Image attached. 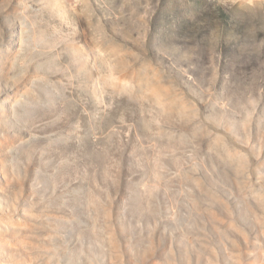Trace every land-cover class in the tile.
<instances>
[{
	"label": "rangeland",
	"instance_id": "obj_1",
	"mask_svg": "<svg viewBox=\"0 0 264 264\" xmlns=\"http://www.w3.org/2000/svg\"><path fill=\"white\" fill-rule=\"evenodd\" d=\"M0 246L264 264V0H0Z\"/></svg>",
	"mask_w": 264,
	"mask_h": 264
},
{
	"label": "bare ground",
	"instance_id": "obj_2",
	"mask_svg": "<svg viewBox=\"0 0 264 264\" xmlns=\"http://www.w3.org/2000/svg\"><path fill=\"white\" fill-rule=\"evenodd\" d=\"M25 92V91H24ZM26 93V92H25ZM19 95V94H18ZM13 171V170H12ZM6 177V176H5ZM7 178V177H6ZM1 247V246H0ZM0 251H2L1 250V248H0ZM6 259V258H5ZM6 263L7 264H17L13 259L12 260H9V259H6Z\"/></svg>",
	"mask_w": 264,
	"mask_h": 264
}]
</instances>
